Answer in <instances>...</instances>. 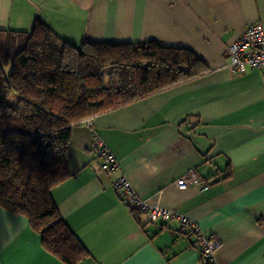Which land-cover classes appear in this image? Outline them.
I'll return each mask as SVG.
<instances>
[{
  "label": "crops",
  "instance_id": "0c3cea01",
  "mask_svg": "<svg viewBox=\"0 0 264 264\" xmlns=\"http://www.w3.org/2000/svg\"><path fill=\"white\" fill-rule=\"evenodd\" d=\"M36 20L74 45L187 48L210 70L73 128L71 177L52 195L90 252L80 264L205 263L180 218L153 222L122 202L113 182L123 174L141 201L218 238L216 263L264 264V70L233 71L227 50L264 25V0H0V30L30 32ZM95 135L119 170L102 169ZM192 170L200 183L179 188ZM0 264L65 263L26 217L0 208Z\"/></svg>",
  "mask_w": 264,
  "mask_h": 264
},
{
  "label": "trees",
  "instance_id": "16d2710c",
  "mask_svg": "<svg viewBox=\"0 0 264 264\" xmlns=\"http://www.w3.org/2000/svg\"><path fill=\"white\" fill-rule=\"evenodd\" d=\"M0 37V208L26 217L63 263L80 264L90 252L52 195L71 177L73 128L210 70L187 48L154 40L74 45L40 20L30 32L0 30ZM185 227L202 253L197 227Z\"/></svg>",
  "mask_w": 264,
  "mask_h": 264
},
{
  "label": "built area",
  "instance_id": "2783aa9c",
  "mask_svg": "<svg viewBox=\"0 0 264 264\" xmlns=\"http://www.w3.org/2000/svg\"><path fill=\"white\" fill-rule=\"evenodd\" d=\"M229 57L231 61V68L235 72H244L246 68L263 69L264 70V25L255 23L248 27L244 34L239 36L232 45L228 47ZM90 122L89 120L86 121ZM91 125V123H90ZM94 148H96L101 158L103 159L102 169L106 172L110 170H119V162L113 152L105 146L104 142L95 135ZM200 183L198 174L192 170L188 175L182 176L177 181V185L180 188H187L191 183ZM114 188L118 193V197L122 202L130 208L132 211H138L140 213H148L149 219L153 222H157L160 219L169 221V219L175 217L182 220L183 226L190 225V220L184 215L176 216L171 211L163 209L159 206L149 205L147 202L141 201L137 196L133 185L130 184L127 177L123 174L113 182ZM197 227V226H195ZM198 241L201 247L202 259L207 261V264L216 263V251L221 242L218 238L203 237L200 229Z\"/></svg>",
  "mask_w": 264,
  "mask_h": 264
},
{
  "label": "rangeland",
  "instance_id": "374dc122",
  "mask_svg": "<svg viewBox=\"0 0 264 264\" xmlns=\"http://www.w3.org/2000/svg\"><path fill=\"white\" fill-rule=\"evenodd\" d=\"M31 30V29H30ZM7 71H10V66H8L7 67V69H6ZM97 150V149H96ZM147 215H148V213H147ZM148 217H149V215H148ZM172 219V218H171Z\"/></svg>",
  "mask_w": 264,
  "mask_h": 264
},
{
  "label": "bare ground",
  "instance_id": "6f19581e",
  "mask_svg": "<svg viewBox=\"0 0 264 264\" xmlns=\"http://www.w3.org/2000/svg\"><path fill=\"white\" fill-rule=\"evenodd\" d=\"M258 23V22H257ZM244 34V33H243ZM241 36V35H240Z\"/></svg>",
  "mask_w": 264,
  "mask_h": 264
}]
</instances>
